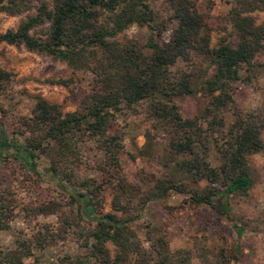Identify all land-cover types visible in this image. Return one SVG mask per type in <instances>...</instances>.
I'll return each mask as SVG.
<instances>
[{
	"label": "trees",
	"instance_id": "trees-1",
	"mask_svg": "<svg viewBox=\"0 0 264 264\" xmlns=\"http://www.w3.org/2000/svg\"><path fill=\"white\" fill-rule=\"evenodd\" d=\"M40 1L34 13L22 19L15 29L0 34V43L21 46L28 52L63 62L71 71L89 73L93 79L77 112L61 115L55 105L37 99L32 117L24 125L29 134L24 143L0 136V164L10 154L24 172L38 176L34 160L44 155L49 172L58 175L63 186L71 187L83 139L97 142L116 167V156L122 147L116 137H105L108 124L121 109L144 102L166 138L164 160L172 164L169 175L156 181L149 200L172 191L187 195L192 204L225 212L228 198L245 195L250 187L247 157L262 149L258 124L234 121L227 131L228 141L218 167L208 164L205 151L209 134L223 128V113L233 105V88L242 82L241 68L252 75V59L264 50V21L256 24L250 15L255 10L264 13V0H234L236 8L221 19L206 13L204 1L165 0L171 10L167 21L155 14L151 0ZM7 2L10 7L0 0V11L16 6L13 0ZM226 22L232 32L225 31L222 25ZM45 24L43 35L35 36L33 31ZM131 25L148 29L143 45L133 40H115ZM212 31L222 35L210 47ZM232 35L235 43L229 41ZM190 54L213 69L210 78L204 79L203 73L200 81L193 75L171 72L170 67L178 60L189 61ZM7 79L8 73L0 69V83ZM49 82L66 86L69 80ZM196 87L207 98L206 105L191 118H181L173 101L191 96ZM199 181L206 182L207 187L197 189ZM189 183L193 187L188 189ZM99 191V185H90L87 194L70 189L68 196L79 203L80 215L93 224L84 239L89 240L86 247L99 264H189L187 252H171L162 237L151 239L149 249H142L130 228L133 217L96 214ZM124 194V184H120L112 198L116 212L123 210ZM55 210L54 205L47 203L37 207L36 212L51 214ZM6 212L0 207V230L5 227ZM233 228L239 236L242 230ZM36 242L39 248L45 245L42 239ZM106 243L114 248L112 258ZM31 249L20 242L13 250H0V264H29L24 259L31 257Z\"/></svg>",
	"mask_w": 264,
	"mask_h": 264
},
{
	"label": "rangeland",
	"instance_id": "rangeland-1",
	"mask_svg": "<svg viewBox=\"0 0 264 264\" xmlns=\"http://www.w3.org/2000/svg\"><path fill=\"white\" fill-rule=\"evenodd\" d=\"M7 1L3 3L10 7ZM197 1H204L206 13L214 19L224 18L236 8L234 0ZM40 2L13 0L15 7L0 11V34L15 29L22 19L34 13ZM150 5L159 18L169 19L171 10L165 0H151ZM250 15L256 24L264 21L262 11L255 10ZM222 26L226 32H232L227 22ZM46 28V24L37 27L33 34L40 37ZM148 35L146 27L131 25L115 40L120 43L133 40L143 45ZM220 35L222 32L209 33L210 47ZM229 41L235 43L236 38L232 35ZM252 66L255 70L252 75L241 68L242 82L233 88V105L223 113V128L209 134L205 151L208 164L218 167L228 141L227 131L234 121L246 120L259 126L262 149L246 160L249 190L245 195L228 198L227 211L192 204L187 195L172 191L149 200L156 181L169 175L172 164L164 160L168 147L163 131L146 103L139 102L114 114L106 129L105 137H116L122 147L116 156L117 166H113L97 142L85 138L80 144L71 187L63 186L60 177L49 172L44 155L34 160L38 176L24 172L10 154L6 156L0 164V207L7 209L3 217L5 227L0 230V250H13L25 242L32 249L31 257L25 258L24 263L99 264L89 246L86 247L89 240L84 239L93 224L80 215L79 203L68 197L70 189L87 194L90 185H99V208L95 213L133 217L130 228L145 251L151 239L162 237L171 252L186 251L189 264H264V50L255 54ZM0 69L8 73V79L0 83V136L18 144L29 137L24 125L32 117L37 99L55 105L61 115L77 112L93 79L89 73L71 71L63 62L3 43H0ZM170 70L174 74L196 76L200 81L203 73L207 79L213 71L195 54H190L187 62L178 60ZM56 80L69 82L66 86L49 82ZM197 89L191 96L173 101L181 118H191L206 105L207 98ZM63 170L67 171L66 167ZM120 184L125 188L121 213L112 204ZM187 185L188 189L193 187L191 183ZM196 186L201 190L207 184L199 181ZM47 203L56 210L38 214L37 207ZM233 226L242 230L239 236ZM38 239L45 243L42 248L36 245ZM105 248L112 258L113 246L106 243Z\"/></svg>",
	"mask_w": 264,
	"mask_h": 264
}]
</instances>
